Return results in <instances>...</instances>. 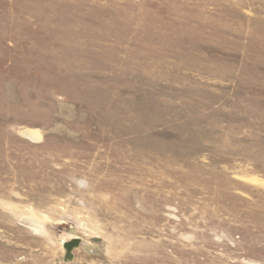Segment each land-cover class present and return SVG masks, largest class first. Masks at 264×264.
Here are the masks:
<instances>
[{
    "label": "rangeland",
    "instance_id": "1",
    "mask_svg": "<svg viewBox=\"0 0 264 264\" xmlns=\"http://www.w3.org/2000/svg\"><path fill=\"white\" fill-rule=\"evenodd\" d=\"M0 264H264V0H0Z\"/></svg>",
    "mask_w": 264,
    "mask_h": 264
},
{
    "label": "water",
    "instance_id": "2",
    "mask_svg": "<svg viewBox=\"0 0 264 264\" xmlns=\"http://www.w3.org/2000/svg\"><path fill=\"white\" fill-rule=\"evenodd\" d=\"M77 244L76 241H71V242H68V243H65L64 244V248L66 249V258H69L70 257V252L72 250L73 247H75Z\"/></svg>",
    "mask_w": 264,
    "mask_h": 264
}]
</instances>
